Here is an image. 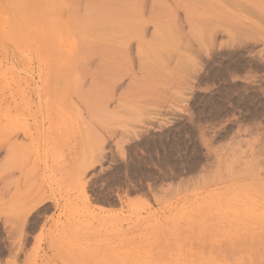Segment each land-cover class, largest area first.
Returning a JSON list of instances; mask_svg holds the SVG:
<instances>
[{
  "label": "rangeland",
  "instance_id": "rangeland-1",
  "mask_svg": "<svg viewBox=\"0 0 264 264\" xmlns=\"http://www.w3.org/2000/svg\"><path fill=\"white\" fill-rule=\"evenodd\" d=\"M0 264H264V0H0Z\"/></svg>",
  "mask_w": 264,
  "mask_h": 264
},
{
  "label": "bare ground",
  "instance_id": "bare-ground-1",
  "mask_svg": "<svg viewBox=\"0 0 264 264\" xmlns=\"http://www.w3.org/2000/svg\"><path fill=\"white\" fill-rule=\"evenodd\" d=\"M139 38H140V37H139ZM141 38H142V37H141ZM140 46H141V45H140ZM140 46H139V47H140ZM141 47H142V46H141ZM137 48H138V46H137ZM139 50H140V48H139ZM108 57H110V56H108ZM108 57H107V60L105 59L106 61L109 62V61H111L112 59H113V63H114V61H116V60H114V58L110 59V58H108ZM101 60H102V58H101ZM103 60H104V57H103ZM113 63H111V65H112ZM94 68H95V67H94ZM96 69H97V68H96ZM96 71H98V69H97Z\"/></svg>",
  "mask_w": 264,
  "mask_h": 264
}]
</instances>
